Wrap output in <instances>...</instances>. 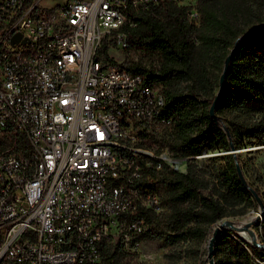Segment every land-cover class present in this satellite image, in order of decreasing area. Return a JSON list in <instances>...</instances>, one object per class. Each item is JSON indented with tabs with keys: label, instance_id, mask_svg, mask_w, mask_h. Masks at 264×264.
Here are the masks:
<instances>
[{
	"label": "built area",
	"instance_id": "1",
	"mask_svg": "<svg viewBox=\"0 0 264 264\" xmlns=\"http://www.w3.org/2000/svg\"><path fill=\"white\" fill-rule=\"evenodd\" d=\"M40 2L0 0V264H104L101 239L140 249L139 206L167 209L154 171L187 157L143 135L171 123L163 90L96 50L128 47L130 9L187 5L197 23V0Z\"/></svg>",
	"mask_w": 264,
	"mask_h": 264
},
{
	"label": "trees",
	"instance_id": "2",
	"mask_svg": "<svg viewBox=\"0 0 264 264\" xmlns=\"http://www.w3.org/2000/svg\"><path fill=\"white\" fill-rule=\"evenodd\" d=\"M196 7L197 23L189 18L187 5L165 2L147 10L130 9L120 31L128 42L124 49L136 51V56L114 60L106 34L96 57L142 73L163 90V115L171 118L169 129L143 135L159 151L167 148L173 156L187 157L185 171L167 165L154 171V186L167 209L156 212L139 206L137 213L145 215L152 227L134 238L193 241L199 257L211 224L258 204L229 150L231 145L243 147L264 136V0H197ZM253 25L258 26L240 39ZM236 41L214 120L209 108L219 88L216 81ZM232 115L240 120L225 123L221 118ZM216 149L228 151L222 156L224 162L209 171L199 167L196 156ZM99 244L104 264H135L132 258L137 251L124 250L120 241L101 239ZM214 246L215 264H261L253 261L252 253L264 257V246L238 233L220 230Z\"/></svg>",
	"mask_w": 264,
	"mask_h": 264
},
{
	"label": "rangeland",
	"instance_id": "3",
	"mask_svg": "<svg viewBox=\"0 0 264 264\" xmlns=\"http://www.w3.org/2000/svg\"><path fill=\"white\" fill-rule=\"evenodd\" d=\"M61 2H63V0H41L40 4L45 8H51ZM107 40L109 44V55L114 60L122 62L129 57L136 56V51L132 49L125 50L118 41L115 42L114 40L117 39L113 37L112 34H108ZM217 83H219V79L216 81V84ZM221 118L225 123H227V121L236 122L239 119L233 115L222 116ZM165 129H169L167 125L160 126L158 129L155 128L153 130L161 134ZM229 151L234 152V156L247 182L252 187L260 190L262 194V206L257 200V206L250 207L245 213L240 215H227L211 224L205 239L201 242L199 257L197 256L196 246L193 241L180 240L175 243H170L165 237L161 236L152 239H142L140 249L132 258V262L135 264H208V236L212 229L225 218H231L236 222H242L252 217L251 219H254V221L250 226L257 232V239L264 242V136L261 137V140H254L251 143L243 145V147H234V149L231 148ZM227 152L228 151L225 149H216L197 155V164L204 170H213L224 162L222 156ZM217 156H220V158ZM223 230H227L231 233H238L252 242L251 234L247 229H244L247 231L246 235L241 234L238 229L232 227L223 228ZM252 259L254 262H259V259H264V257L252 253Z\"/></svg>",
	"mask_w": 264,
	"mask_h": 264
},
{
	"label": "water",
	"instance_id": "4",
	"mask_svg": "<svg viewBox=\"0 0 264 264\" xmlns=\"http://www.w3.org/2000/svg\"><path fill=\"white\" fill-rule=\"evenodd\" d=\"M256 26L258 25H253L251 26L249 29H247L239 38L240 39H243L245 38L251 30H253ZM19 37L20 35L19 34H16L14 36H12L11 38V41L13 43L15 42H18L19 40ZM237 46V41L234 43L232 49L230 50V52L228 53V55L226 56L225 60H224V66H223V70L220 74V78H219V88L217 90V93L213 99V102L209 108V112H210V115L211 117L214 119V120H217L218 118V115L216 114V104L218 102V99L221 95V91L223 89V86H224V82H225V77H226V73H227V70H228V67H229V64H230V61H231V57H232V54L235 50ZM225 127V126H224ZM232 149H234V146L231 145ZM209 151H205L203 152L202 154L204 153H207ZM234 153V152H233ZM237 170H238V173L239 175L241 176V178L247 183V180L241 170V167L239 165V163L237 162ZM251 187V190L253 191V193L255 194L258 202L260 203V205L262 206V199H261V196L257 193V191L255 190L254 187H252L251 185H249ZM254 221V219H249V220H244L242 222H236L235 220L231 219V218H225L222 220L220 226H216L214 229H213V234L210 238V241L208 243V246H207V259H208V264H215V258H214V254H215V246H214V243H215V240L218 236V233L220 230H223L222 226L224 225H228L229 227H232L234 229H238V230H244V229H247L249 231V233L251 234V240H252V243L255 244V245H259V246H264V242L263 241H260L257 239V232L255 231V229H253L250 225L251 223ZM225 232H228L227 230H223Z\"/></svg>",
	"mask_w": 264,
	"mask_h": 264
},
{
	"label": "bare ground",
	"instance_id": "5",
	"mask_svg": "<svg viewBox=\"0 0 264 264\" xmlns=\"http://www.w3.org/2000/svg\"><path fill=\"white\" fill-rule=\"evenodd\" d=\"M252 217H249V218H247V219H245V220H249V219H251ZM220 224L221 223H218L216 226H220ZM215 226V227H216ZM214 227V228H215ZM213 228V229H214ZM222 228H230L228 225H224V226H222ZM213 229H212V231H211V233L209 234V236H208V243H209V241H210V238H211V236H212V234H213ZM240 231V233L241 234H243V235H246L247 234V231L246 230H239Z\"/></svg>",
	"mask_w": 264,
	"mask_h": 264
}]
</instances>
